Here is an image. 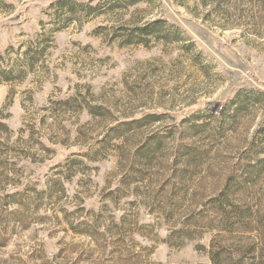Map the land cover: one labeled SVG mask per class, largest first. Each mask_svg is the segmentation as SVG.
<instances>
[{
  "label": "rangeland",
  "instance_id": "obj_1",
  "mask_svg": "<svg viewBox=\"0 0 264 264\" xmlns=\"http://www.w3.org/2000/svg\"><path fill=\"white\" fill-rule=\"evenodd\" d=\"M69 1L0 0V264H215L179 230L230 179L264 264V0Z\"/></svg>",
  "mask_w": 264,
  "mask_h": 264
},
{
  "label": "trees",
  "instance_id": "obj_2",
  "mask_svg": "<svg viewBox=\"0 0 264 264\" xmlns=\"http://www.w3.org/2000/svg\"><path fill=\"white\" fill-rule=\"evenodd\" d=\"M59 7L64 8L65 6H69V10H73V6H71L73 3L69 0H58ZM90 11L94 9L93 6H90ZM70 10V11H71ZM152 31L151 27H145V28H138V36H147ZM144 41V40H143ZM92 114L99 115L97 113V110H92ZM155 120V119H154ZM142 121L134 120L132 122H126V123H120L118 126L111 128L109 131V138L111 139V135L113 137H120L123 135L124 129H129L131 127H134L135 125L140 124ZM8 130V127L0 122V135L3 133H6ZM1 140V138H0ZM106 140V139H104ZM154 142L149 141L147 144H144L143 147L138 151V153H142V156H148L150 154L151 145L150 143H155L156 146L161 143V138H154ZM3 142L0 141V147H2ZM142 151V152H141ZM4 161L1 158V150H0V179L8 178V172H6V168H4ZM6 174V175H5ZM2 181L0 180V183ZM237 183V182H236ZM3 184V183H1ZM240 190V186H236V184L233 182V180H229L226 182L224 188L215 196L209 198V200L204 204L203 208L200 209L198 212H194L190 214L188 217H186L183 228L179 230L180 232H188L189 227H193L194 231H198L199 234H202L201 230L204 229H217L218 234L221 235L223 233L238 235L241 232H250L254 233L255 231H258L257 228V221L258 218L256 214L250 209V207H247V204L241 202L240 195L238 194ZM16 194H8V198H12V202L14 201V198L16 197ZM11 201L6 202L7 205L10 204ZM242 204V205H241ZM214 215V217L212 216ZM189 226V227H188ZM199 227V229H198ZM217 235L216 240L213 239L212 243V259L214 260L215 264H221V244L216 242L217 241ZM219 237V236H218ZM252 237V236H250ZM216 249V252L214 251V248Z\"/></svg>",
  "mask_w": 264,
  "mask_h": 264
}]
</instances>
